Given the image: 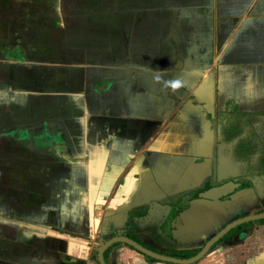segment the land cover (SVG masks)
<instances>
[{
    "label": "crops",
    "instance_id": "1",
    "mask_svg": "<svg viewBox=\"0 0 264 264\" xmlns=\"http://www.w3.org/2000/svg\"><path fill=\"white\" fill-rule=\"evenodd\" d=\"M132 1L107 7L132 25L120 50L77 22L0 56V264H100L118 236L185 260L264 211V0ZM245 222L193 261L103 258L264 264V216Z\"/></svg>",
    "mask_w": 264,
    "mask_h": 264
},
{
    "label": "rangeland",
    "instance_id": "2",
    "mask_svg": "<svg viewBox=\"0 0 264 264\" xmlns=\"http://www.w3.org/2000/svg\"><path fill=\"white\" fill-rule=\"evenodd\" d=\"M122 2L130 4L133 1L122 0ZM109 4V0H0V56H5L6 51L10 47H13L12 43L16 41L18 42L16 43L17 45L22 41L27 47L36 43L44 45L47 43L45 38L50 39L51 37L55 41L61 37V31L57 29L59 28L58 26L74 25L77 22L82 23L78 24L82 27H96V29L91 31L86 28L84 29L85 32H88L86 33L87 35L93 32L94 39L101 37L108 38L110 31L112 33L115 32L116 41L121 45H119L118 49L120 50L123 46L122 42L129 38L130 30L128 26L131 27L132 25L129 23L130 20H128L126 21L127 23L123 22L125 24L122 25V28L113 31L112 23L115 24L118 23L116 21H123L124 17L121 15L126 16L127 19L129 17L127 13H123L116 17V21L115 19L113 20L110 18L113 15L107 14V7L111 8ZM123 6L125 5L123 4ZM136 6L138 7L137 9H140V2ZM118 8L121 11L127 9L126 7H122L123 9L121 7ZM142 18V13L139 11L135 19L137 22H141ZM42 49L43 47L37 48L36 53H41ZM80 57L77 54L71 56L75 61L80 60ZM244 126L248 129V124ZM219 144H222V142ZM259 221H261L260 223L263 222V220ZM248 224L246 221L242 225H238V227L239 229H244L248 227ZM250 226H253V224Z\"/></svg>",
    "mask_w": 264,
    "mask_h": 264
},
{
    "label": "water",
    "instance_id": "3",
    "mask_svg": "<svg viewBox=\"0 0 264 264\" xmlns=\"http://www.w3.org/2000/svg\"><path fill=\"white\" fill-rule=\"evenodd\" d=\"M233 186V182H228L225 185H221V186H217V187H210V186H206L201 190L196 191V196H201V197H219L222 196L226 193H228L230 191V189ZM264 216V211L257 213V214H252V215H247L244 216L242 218H239L233 222H230L229 224H227L223 229H221L219 232H217L212 238H210L205 245L201 248V250L194 256H192L189 259H178L175 257H171V256H167V255H162L159 253H156L154 251H151L149 249H147L146 247L141 246L140 244H138L137 242H135L132 239L129 238H124L122 236H118L112 239L107 240L100 248L99 250V259H100V264H105L104 258H103V252L104 250L114 241L117 240H124L128 243H130L131 245H133L134 247H136L137 249H139L140 251L147 253L149 255H152L154 257H158L161 259H166V260H171V261H193L195 259H198L199 257H201L206 250L221 236L223 235L228 229H230L232 226H234L235 224H238L240 222L243 221H247V220H251V219H255V218H260Z\"/></svg>",
    "mask_w": 264,
    "mask_h": 264
},
{
    "label": "trees",
    "instance_id": "4",
    "mask_svg": "<svg viewBox=\"0 0 264 264\" xmlns=\"http://www.w3.org/2000/svg\"><path fill=\"white\" fill-rule=\"evenodd\" d=\"M195 191L194 190H188V191H185L184 192V196H192L193 195V193H194ZM238 226V225H237ZM108 249L109 248H107L105 251H104V253H103V255L105 256V254H106V252L108 251Z\"/></svg>",
    "mask_w": 264,
    "mask_h": 264
}]
</instances>
